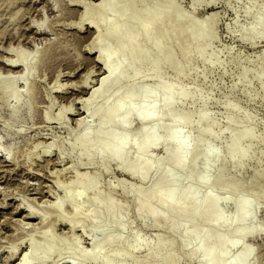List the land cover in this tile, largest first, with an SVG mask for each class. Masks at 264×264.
<instances>
[{"label":"rangeland","instance_id":"374dc122","mask_svg":"<svg viewBox=\"0 0 264 264\" xmlns=\"http://www.w3.org/2000/svg\"><path fill=\"white\" fill-rule=\"evenodd\" d=\"M83 1L90 5L89 14L98 22L96 13L99 9L95 6L98 0ZM261 1L173 0L170 13L159 18L158 22L150 20L152 29L147 38L141 29V23L147 20L145 11L161 7L165 0H137L124 16V27L139 34L137 49L147 51V57L140 64H131V46L126 43V53L118 58L125 68L124 79L118 83V88L123 91L134 82L137 86H150L157 81L159 96L167 84L179 78L173 86V95L176 97L181 87L188 91L187 97L179 98L182 113L207 111L216 122L230 120L231 125L225 126L220 135L221 151L225 150L231 131L248 125H252L255 135L264 138V89L260 84L264 79V68L259 70L257 67L264 59V33L246 35L242 32L251 25ZM125 4L126 0H118L115 9L120 10ZM247 5H251L249 13L244 11ZM84 8L81 0H0V264H17L21 253L29 249L27 241L30 238L38 251L48 246L51 239L54 241L52 252L44 262L34 260L29 264H102L93 254L98 251L116 254L131 244L133 232L140 234L142 243L132 248L128 255L114 258V264H137V259L147 263L150 248L158 238L172 241L177 264H200V256L190 254L193 242L183 244L180 231L168 223L141 218L133 194L124 188L128 184L144 188L152 186L159 174L157 163L145 179H140L125 172L117 159H104L74 146L84 125H89L93 131L96 129L99 119L94 110L105 97L111 99L115 91L111 88L104 95L97 93L84 111L81 108L79 96L84 97L88 88L82 84L83 80L89 77L92 85L93 79L97 83L101 71L95 57L106 52L102 43L90 49L94 29L82 25ZM178 10L184 13L181 23H185V29L181 32L176 30L180 22L173 19ZM112 12L114 10L108 9L107 16L111 17ZM204 16L206 19L202 21ZM196 24L205 29L204 39L209 40L201 52L196 50V43L191 38ZM98 25L104 33L111 23L101 20ZM109 44L116 46L117 41L111 38ZM14 48L26 54L32 66L31 73L15 84L20 93L18 98L7 93L4 86L12 74H20V68L8 73L11 69L1 62V59L15 55ZM211 52H216L220 61H207ZM156 59L161 61L157 75L151 69V63ZM174 64L183 67V75L179 76ZM244 69L247 76L240 79L239 74ZM254 73L258 76L250 81ZM139 77L145 81L139 82ZM200 99H207V102L203 104ZM228 105L234 107L235 115H229ZM13 108L17 109L15 114ZM246 115L251 119L245 118ZM81 116L84 123L79 124L77 117ZM197 119V114L192 116V121ZM139 127L140 121L133 115L129 130L133 139L138 138ZM208 127L211 131L218 130L216 123ZM188 131H191L192 138L199 134L197 128L185 125L183 132ZM127 150L129 156L136 152L133 145ZM148 151L154 158L165 153L162 145H152ZM256 168L263 172L253 178ZM57 169L63 170L58 174ZM77 172L97 178L96 184L85 189L80 196L76 194L77 184L71 181ZM185 173L180 172L182 179ZM225 173L226 177L233 178L230 181L232 187L238 186V180L245 181L243 192L254 187L264 189V142L252 144L245 161L237 167L227 166ZM186 183L189 181L182 184ZM95 190L125 208L126 227L108 226L109 231L125 239L122 245L106 242L104 235L95 231L94 222L87 218V213L94 210L95 205L84 201ZM213 192L219 197L226 194L220 185H216ZM22 200L25 206L20 202ZM46 200L56 201L67 218L75 217L76 227L71 230L61 221L50 225L47 221L53 220L58 213L46 208L49 204ZM149 201L159 206L155 198ZM232 201L227 205L228 211H232ZM26 203L27 207L29 204L37 207L47 220L39 222V218L27 216ZM15 204L22 205V209L20 206L17 209ZM79 204L81 212L74 216V206ZM254 220L264 226V201L257 203ZM44 226L47 228L45 233L42 232ZM14 244H19L18 252L10 257V247ZM240 246L252 248L248 259L252 264H264L263 232L247 235L230 251V255ZM84 251L90 255L84 258Z\"/></svg>","mask_w":264,"mask_h":264},{"label":"bare ground","instance_id":"6f19581e","mask_svg":"<svg viewBox=\"0 0 264 264\" xmlns=\"http://www.w3.org/2000/svg\"><path fill=\"white\" fill-rule=\"evenodd\" d=\"M81 1L85 7L81 14L82 25L87 24L94 29L89 41L90 49L93 50L98 43H102L106 51L95 57L101 71L97 83L93 79L92 85V82H89V77L83 80L82 84L88 88H85L86 95L84 97H81V94L79 96V99H81L78 100L83 105L81 108L87 107L97 93L104 95L111 88H115V91L111 99L105 97L94 110L99 119L96 129L93 131L89 125H84L81 133L74 141V146L83 148L87 153L96 154L104 159L110 157L117 159L125 172L140 179H145L153 165L157 163L159 174L152 186L144 188L139 185L128 184L124 187L126 191L133 194L138 215L143 219L150 218L154 221L168 223L171 227L178 229L183 244L193 242L190 254L200 256V264H252L248 260L252 253L251 247L240 246L231 255L230 251L240 245L242 240L250 233L257 231L264 233V226L259 225L254 220L257 203L264 201V189L254 187L249 192H243L245 185L243 180H238V186L232 187L230 181L233 178L226 177L225 169L229 165L237 167L242 164L252 144L259 141L264 142V138L255 135L252 131V125H248L231 131L227 136L226 148L221 151L220 135L225 126L231 125L230 120L226 123L216 122L211 119V115L207 111L196 113L190 110L182 113L179 98L187 97L188 91L181 87L178 95L176 97L173 95V86L179 81V78L167 84L162 95L159 96L156 92L157 81L150 86H137L134 82L123 91H120L118 83L124 79L125 68L118 61V58L126 53V43L131 46V64H140L147 57V51L137 49L139 34L130 32L124 27L126 23L124 16L133 8L137 0H126V4L120 10L115 9L118 0H109V2L98 0L95 5L99 9L96 13L98 22L93 18L94 16L92 17L89 14L88 6L90 5L86 1ZM173 6V0H165L161 7L147 8L145 11L147 20L141 23L142 32L147 38L150 36L152 29L150 20L158 22L159 18H163L166 13H170ZM108 9L114 10L111 17L107 16ZM250 10L251 5L245 6L244 11L246 13H249ZM183 17L184 13L182 11H176L173 19L180 22L176 28L177 32L185 29V23H181ZM205 19L206 16L202 18V21ZM101 20H107L111 23L104 33L98 29V23ZM242 32L246 35H253L257 32L264 33V0L260 2L259 10L251 25L242 29ZM205 33L206 31L201 25H197V28L191 32V38L196 43L198 52H201L209 43V40L204 39ZM111 38L117 41L116 46L109 44ZM13 50H16L15 55L7 59L4 58V60L1 59V62L11 69V71L8 70V73L12 72L14 68H20V74L18 73L17 76L12 74L9 77V83L4 86L7 93L18 98L20 93L16 90L15 84L18 79L27 77L31 73L32 66L26 54L18 48ZM185 53L187 54V52ZM206 60L211 62L217 61L219 58L216 52H211ZM160 66L161 61L159 59L151 63V69L155 75H157ZM174 67L179 76L184 74L181 65L174 64ZM257 67L260 68L259 70L264 68V59ZM246 76L247 71L244 69L240 72L239 78L243 79ZM257 76L258 74L254 73L250 81L257 78ZM144 81L145 78L139 77V82L143 83ZM94 83L96 84L94 85ZM260 84L264 89V79L260 80ZM200 100L203 104L207 102V99ZM227 110L230 116L235 115L233 106L228 105ZM16 112L17 109L13 108L12 113L15 114ZM78 112L80 113V111ZM196 114L198 119L194 122L192 116ZM133 115L140 121L137 139H133L129 134ZM245 118L251 119L250 115H246ZM77 119L79 124L84 123L83 116L77 117ZM214 123L217 124L218 130L211 131L208 126ZM201 124H205V126L202 127ZM185 125H189L192 129L197 128L199 134L192 138L191 131L183 132ZM210 140H214L216 143ZM129 145L136 148L134 155H128ZM152 145H162L164 155L160 158H154L150 155L148 150ZM258 157L260 158L261 155ZM2 164L6 165L4 162ZM60 170L57 169L58 174L63 169ZM185 171V176L182 179L179 174ZM262 172V169L256 168L253 178H257ZM186 180L189 183L182 184ZM71 181L77 184L76 194L80 196L85 189L96 184L97 178L92 175H81L77 172ZM216 185H220L226 190L225 196L219 197L213 192ZM151 198H155L159 206L151 204L149 201ZM231 200H233V203L231 202L232 211H228L227 205ZM49 201L51 203L47 201L49 204L46 208L49 211H56L58 216L47 222H50V225H55L57 222L59 224V221L61 223L65 222L73 230L76 227L75 217L67 218L61 212L56 201ZM20 202L23 203L24 200ZM84 202L95 205V209L87 213V218L91 219L96 226L95 231L103 234L106 242L122 245L125 239L109 231L108 226L115 225L119 229L126 227L125 208L116 203L111 197L102 196L98 190H95ZM4 204L6 206L5 202ZM19 204H15L16 208L20 206ZM24 204L22 205L25 206ZM28 206L30 207H27L26 203L27 216L39 218V222L47 220L44 214L39 213L37 207L34 208L31 204ZM73 211L74 216L78 215L81 212V205L74 206ZM27 216L25 214L26 218ZM23 224L26 223L23 222ZM44 228L43 233L47 232V228L45 226ZM132 236L131 244L122 247L116 254H103L98 251L93 255L99 258L102 264H114V258H122L128 255L132 248L142 243L138 232H133ZM53 241L51 239L48 246L38 251L35 249L34 240L28 239L29 249L20 252L21 255L19 260L17 259V264H29L34 260L44 262L52 252ZM18 248L19 244L12 245L9 256H16ZM82 255L85 258L90 253L84 251ZM148 257L149 261L145 264L178 263V259L172 251V241L162 238H158L151 246ZM136 261L137 264H144L142 260L137 259Z\"/></svg>","mask_w":264,"mask_h":264}]
</instances>
